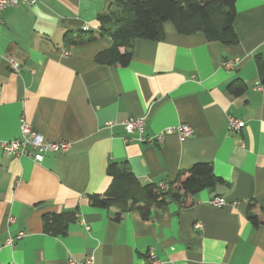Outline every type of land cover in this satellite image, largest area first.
Instances as JSON below:
<instances>
[{"label":"crops","instance_id":"obj_1","mask_svg":"<svg viewBox=\"0 0 264 264\" xmlns=\"http://www.w3.org/2000/svg\"><path fill=\"white\" fill-rule=\"evenodd\" d=\"M235 5L236 43L182 34L166 21L163 40L134 41L126 66L96 60L111 46L98 34V18L117 0H36L1 13L0 138L18 136L25 116L47 140L72 146L46 153L41 163L0 150V264H69L89 254L94 264H148L151 249L163 264H264V224L247 217L251 200L264 208V83L257 66L264 60V0ZM92 32L94 40L72 43ZM8 57L20 62L18 73ZM230 57L242 61L227 71L222 61ZM234 80L246 85L243 94L229 92ZM228 115L245 121L240 132L230 133ZM134 116L146 117L145 135L181 122L193 133H168L161 144L125 142L121 121ZM196 163H210L218 181L192 206L170 199L144 218L136 208L121 213L90 204L89 195L107 190L111 164L127 165L146 184L173 180ZM219 197L225 203L213 205ZM44 215L72 218L55 234L44 230ZM19 231L26 235L6 245Z\"/></svg>","mask_w":264,"mask_h":264},{"label":"trees","instance_id":"obj_2","mask_svg":"<svg viewBox=\"0 0 264 264\" xmlns=\"http://www.w3.org/2000/svg\"><path fill=\"white\" fill-rule=\"evenodd\" d=\"M235 4L236 0H117L115 10L98 18V34L108 36L111 46L101 51L96 60L114 66L128 65L134 41L137 38L163 40V23L166 21H171L179 33L202 32L208 40L234 44L238 41L234 29ZM92 33L88 38L78 37L72 43L92 41L95 39ZM257 66L264 83V60L258 58ZM228 90L234 95H241L246 85L234 80L228 85ZM107 172L111 177L107 190L89 195L90 204L99 208L117 206L121 213L136 208L144 218L154 209L166 205L170 199L176 200L182 207L192 206L197 193L213 187L218 181L210 163H196L180 170L173 180H167V188L164 189L158 183L141 184L127 165L111 164ZM247 217L254 226L264 224V208L254 199L249 202ZM71 218L69 215H44V230L64 233ZM63 219L67 221L63 222Z\"/></svg>","mask_w":264,"mask_h":264},{"label":"built area","instance_id":"obj_3","mask_svg":"<svg viewBox=\"0 0 264 264\" xmlns=\"http://www.w3.org/2000/svg\"><path fill=\"white\" fill-rule=\"evenodd\" d=\"M35 2L36 0H0V25L3 23L1 13L6 8L17 6L20 3L33 5ZM64 53L68 54L69 50H65ZM7 61L13 72L18 73L20 71V62H18L15 58L8 57ZM241 61L242 59L240 57H230L222 61V67H224L227 71H231L236 69ZM145 121V116H134L122 120L121 124L124 126L127 133V135L124 136V141L129 142L137 140L151 144H161L164 136L168 133H177L182 137L189 136L193 133V129L190 125L181 122L176 125H168L153 135H145ZM113 124H116V121L109 122L110 126ZM228 125L230 133L236 134L245 126V121L240 117L228 115ZM71 146L72 143L64 139L58 141L47 140L41 132L32 126L25 116L20 118V132L18 136L12 139L0 138V150L13 157L30 158L37 163H41L44 160L46 153H64L67 152ZM158 185L162 189L167 188V183L164 181L159 182ZM211 203L216 206H222L225 202L223 198L219 197L213 199ZM13 220L14 217L12 215L7 216L8 222H12ZM195 227L201 228L202 223L196 222ZM25 235V231H19L15 235H9L5 244L12 246L17 240L23 238ZM147 261L148 264H163V262L156 257L153 249L148 252ZM69 264H94V255L89 254L79 260L74 257H70Z\"/></svg>","mask_w":264,"mask_h":264}]
</instances>
